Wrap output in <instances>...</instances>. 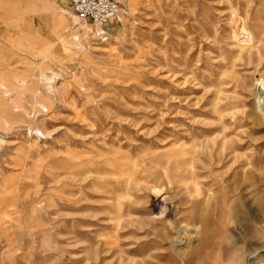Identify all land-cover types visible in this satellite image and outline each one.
Listing matches in <instances>:
<instances>
[{
  "label": "rangeland",
  "instance_id": "374dc122",
  "mask_svg": "<svg viewBox=\"0 0 264 264\" xmlns=\"http://www.w3.org/2000/svg\"><path fill=\"white\" fill-rule=\"evenodd\" d=\"M49 1L36 46H0V264H212L228 210L261 213L264 0H121L105 26ZM230 228L231 263L264 264Z\"/></svg>",
  "mask_w": 264,
  "mask_h": 264
},
{
  "label": "bare ground",
  "instance_id": "6f19581e",
  "mask_svg": "<svg viewBox=\"0 0 264 264\" xmlns=\"http://www.w3.org/2000/svg\"><path fill=\"white\" fill-rule=\"evenodd\" d=\"M260 81H261L262 87L264 88V80L261 78ZM259 109L262 112V114L264 115V103L259 106ZM191 173L194 174L193 171ZM183 180H184V176L181 177L180 180H176V181H177V183H179ZM168 183L171 184V183H173V181L168 180ZM180 187H182V186L179 185L178 188H180ZM153 188H154V191L157 193V195L163 193L162 189H160L158 186L154 185ZM257 191L258 190H256V192ZM183 192L187 195L190 194V190L187 187L183 189ZM198 193L201 194V192L199 190H198ZM200 201L201 200H197L195 202V204L198 205L199 203L202 202L206 205H209V198L205 199L204 201H201V202ZM167 203H168V201L166 200V204ZM166 204H164L163 212H165V210H167ZM259 207H260L261 213L259 212L258 214L253 213L251 211V209H247L246 205H244L241 209H239V211L236 212L234 215H232V213H231L232 210H230V211L228 210L227 218H225V220H223L224 232H222V236L220 238V240H224L227 243L226 244L227 246L225 248L224 246L220 245L219 243H217L215 241H213L211 243L209 251L206 252V257L210 258L212 260V264H233V263H231V260H232L231 257L236 256L239 253V250L243 251L247 248V246H245L244 244L238 243L240 240L239 237H241V236H239V234L237 235V234L233 233L232 229L230 228V222L232 221L233 218L237 219L239 229L245 231V233L247 234L246 238L249 241L254 242L257 239V236L261 235L262 231H264V197H262L260 199ZM184 211L187 212L186 210H184ZM220 242H222V241H220ZM198 252H199V250L195 248L194 253H198ZM225 254H227L226 259H224Z\"/></svg>",
  "mask_w": 264,
  "mask_h": 264
},
{
  "label": "crops",
  "instance_id": "0c3cea01",
  "mask_svg": "<svg viewBox=\"0 0 264 264\" xmlns=\"http://www.w3.org/2000/svg\"><path fill=\"white\" fill-rule=\"evenodd\" d=\"M42 0H0V17H3L5 19H9L7 21V29H5V37L3 38L4 42H1L0 38V46L3 45H9L12 41L15 39L21 40L23 37V32L26 34V31L32 33L31 41L32 46H36L38 43V36H37V30L36 27L32 23H27V8L29 6H37V3L41 2ZM47 1V0H46ZM51 6L54 7L56 11V17L58 22H66L67 17L65 14V9L59 7L57 0H50L49 1ZM5 21V20H4ZM35 24V23H34ZM22 84L20 82L15 83L13 87H10L13 92H16L17 90H20L22 88ZM7 88L6 83L4 79H0V90L1 88ZM17 89V90H16ZM7 95H10L8 93V90H6ZM19 95V92H18ZM19 97H14L16 102L19 101ZM1 99V98H0ZM0 109H6V103L3 100H0ZM7 118L3 114L0 113V121L1 123H7Z\"/></svg>",
  "mask_w": 264,
  "mask_h": 264
},
{
  "label": "built area",
  "instance_id": "2783aa9c",
  "mask_svg": "<svg viewBox=\"0 0 264 264\" xmlns=\"http://www.w3.org/2000/svg\"><path fill=\"white\" fill-rule=\"evenodd\" d=\"M77 18L105 26L116 19L121 10V0H69Z\"/></svg>",
  "mask_w": 264,
  "mask_h": 264
}]
</instances>
